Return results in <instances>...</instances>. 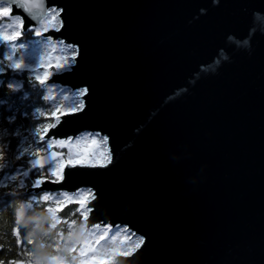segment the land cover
Returning a JSON list of instances; mask_svg holds the SVG:
<instances>
[{
  "label": "water",
  "instance_id": "water-1",
  "mask_svg": "<svg viewBox=\"0 0 264 264\" xmlns=\"http://www.w3.org/2000/svg\"><path fill=\"white\" fill-rule=\"evenodd\" d=\"M47 4L79 53L49 83L88 88L59 138L100 133L114 160L46 187L146 237L122 264H264V0Z\"/></svg>",
  "mask_w": 264,
  "mask_h": 264
},
{
  "label": "snow or ice",
  "instance_id": "snow-or-ice-1",
  "mask_svg": "<svg viewBox=\"0 0 264 264\" xmlns=\"http://www.w3.org/2000/svg\"><path fill=\"white\" fill-rule=\"evenodd\" d=\"M62 13L63 9L55 4L48 6L47 0H0V73L10 69L17 74V82L0 81V103H3L4 87L10 93H21L26 82L35 89L34 95L42 97L47 104L31 113L40 122L32 126L28 135L9 131L7 137H0V196H3L0 239L11 235L18 249L15 258L0 259V264H122L133 260L147 244L146 237L130 226L100 218L94 203L99 197L91 188L70 193L46 187L63 185L71 169L107 168L114 160L111 149L106 156L99 157L78 147L87 140L107 142L108 137L100 133L59 138L63 125L69 122L64 117L83 111L84 97L88 94V88L83 87L70 95L60 89L59 99L52 95L55 81L49 83L51 77L70 72L79 55L75 45L65 44L49 34L62 29ZM25 33L39 38L31 41L34 47L29 53L23 51L29 47L23 40ZM58 44L63 45L62 53L70 54H62L59 59L51 57L46 62L45 57ZM39 68L44 71H38ZM69 100L71 104L65 105L64 101ZM9 119L14 121L16 117L10 115ZM13 136L19 138L13 140ZM36 189L39 191H33ZM14 200L21 202L14 207L12 223L5 229L2 214ZM36 207H42L47 214L44 220L48 230L39 235L30 230V225L39 228V220L25 222ZM76 229L81 235L73 238ZM36 245L52 249L54 254L42 259ZM12 247L8 245L9 253ZM3 252L4 246L0 244V253Z\"/></svg>",
  "mask_w": 264,
  "mask_h": 264
},
{
  "label": "trees",
  "instance_id": "trees-1",
  "mask_svg": "<svg viewBox=\"0 0 264 264\" xmlns=\"http://www.w3.org/2000/svg\"><path fill=\"white\" fill-rule=\"evenodd\" d=\"M55 66H52L54 68ZM30 75L29 73H24V76ZM17 74L12 73V71L6 70L4 73H0V81L6 82H17L16 80ZM27 93L25 96L24 93ZM35 89H32L30 85L25 82V89L21 91V93H10L4 87V97L3 103H0V137H7L9 131H19L22 135H28L31 131L33 125L39 123L40 121L33 118L31 113L35 111L38 107H47V104L43 101L42 97H37L34 95ZM53 93H55L53 91ZM53 95V94H52ZM55 96V95H54ZM11 97V99H9ZM15 116L16 119L14 121L10 120L9 117ZM7 125V128L5 127ZM19 137L13 136L12 139H18ZM23 141H21L22 146ZM17 165L20 164L19 161H15ZM15 174V173H13ZM3 200V196H0V201ZM21 201L14 200L12 206L9 208H5L3 211V220L4 225L3 228L7 229L11 223L13 218V209L19 204ZM71 207V206H70ZM67 212L68 209H65ZM46 212L42 207H36L30 215L26 216L25 222L39 220V228H34V226L30 225V230H35L37 234H41L44 231L48 230V224L45 223L44 217L46 216ZM81 235L79 229H76L74 232L73 238H77ZM44 241L41 240V243ZM0 244L4 246V252L0 253V259L9 260L16 257V253L18 249L15 247V239L9 235L6 239H0ZM12 244V250L8 252V245ZM31 247V246H30ZM39 253V256L43 258H47L49 255L54 254L52 249L49 248H39V245L35 246Z\"/></svg>",
  "mask_w": 264,
  "mask_h": 264
},
{
  "label": "rangeland",
  "instance_id": "rangeland-1",
  "mask_svg": "<svg viewBox=\"0 0 264 264\" xmlns=\"http://www.w3.org/2000/svg\"><path fill=\"white\" fill-rule=\"evenodd\" d=\"M37 39H39V38L38 37H35L34 35H30L28 33H25V35L23 37V40H24V42L26 44L29 45V47H27L23 51L25 53H29L30 52V49L32 47H34V45L31 44V41H35ZM65 44H67V43H65ZM62 50H63V45H59L58 44L57 49L55 51H49L48 55L45 57V61L47 62V60L49 58H51V57H55V58L59 59L62 56V54H70V53H66V52L65 53H62ZM52 66H55V64H53ZM49 70H51V68H49ZM38 71L43 72L44 69L43 68H39ZM60 89H64V91L66 92V94H69V95L77 91V89H72V88H70L68 86H62V85L54 84V90L53 91L55 93H52V94L55 95V96H57L58 99H59V90ZM64 104L65 105L71 104V100L64 101ZM84 133H87V131L82 132L81 134H84ZM91 133H97V132H91ZM81 134H79V135H81ZM78 147L80 149H85L86 148L88 151L95 152L96 155L99 156V157H104L109 152V150L107 148L108 147L107 146V142L106 143L105 142H101L99 139H97V141H92V140L84 141ZM80 189H88V188H80Z\"/></svg>",
  "mask_w": 264,
  "mask_h": 264
},
{
  "label": "bare ground",
  "instance_id": "bare-ground-1",
  "mask_svg": "<svg viewBox=\"0 0 264 264\" xmlns=\"http://www.w3.org/2000/svg\"><path fill=\"white\" fill-rule=\"evenodd\" d=\"M106 143V142H105ZM108 148V147H107ZM109 150V149H108Z\"/></svg>",
  "mask_w": 264,
  "mask_h": 264
}]
</instances>
